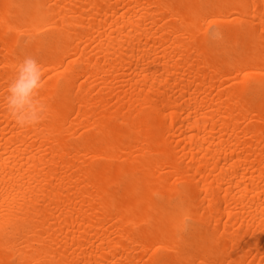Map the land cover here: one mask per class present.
Listing matches in <instances>:
<instances>
[{
  "label": "bare ground",
  "instance_id": "bare-ground-1",
  "mask_svg": "<svg viewBox=\"0 0 264 264\" xmlns=\"http://www.w3.org/2000/svg\"><path fill=\"white\" fill-rule=\"evenodd\" d=\"M0 264H264V0H0Z\"/></svg>",
  "mask_w": 264,
  "mask_h": 264
},
{
  "label": "clouds",
  "instance_id": "clouds-1",
  "mask_svg": "<svg viewBox=\"0 0 264 264\" xmlns=\"http://www.w3.org/2000/svg\"><path fill=\"white\" fill-rule=\"evenodd\" d=\"M217 33L212 32L215 37ZM42 69L36 58L26 55L15 70L4 97L6 111L21 128L35 127L47 113V106L39 98Z\"/></svg>",
  "mask_w": 264,
  "mask_h": 264
}]
</instances>
